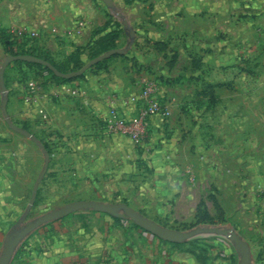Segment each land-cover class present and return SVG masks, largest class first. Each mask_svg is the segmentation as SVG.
<instances>
[{"label": "crops", "instance_id": "0c3cea01", "mask_svg": "<svg viewBox=\"0 0 264 264\" xmlns=\"http://www.w3.org/2000/svg\"><path fill=\"white\" fill-rule=\"evenodd\" d=\"M113 4L116 16L120 14L134 31L125 55L111 58L103 67H93L89 76L76 78L74 83L81 86L76 88L80 92L75 99L67 98L69 84L57 83L51 77L50 99L29 91L26 84L8 86L5 82L6 110L14 124L31 132L38 141H59L51 149L44 146L48 164L37 193L41 187L64 189L65 184L71 189V173L76 169L92 175L94 181V189L78 194L77 200H122L139 210L130 200L111 197L114 192L108 188L112 181L108 176L125 173L128 161L123 157L133 158V150L124 149L118 133H104L100 123L111 102L125 116H132L144 103L136 101L140 83L132 82L126 72H135L138 67L141 80H145L151 76L143 72H231L237 62L238 71L243 72L248 60L263 64L264 0H113ZM109 9L101 0H0V29L24 27L35 31L32 48L70 56L77 48L87 51V45L98 37L95 31L108 19ZM78 17L85 19L81 33L73 28ZM119 33L117 43L122 33L130 38L125 28ZM157 41L160 45L155 44ZM172 52L175 57L170 60L168 54ZM4 54L0 44V64ZM238 89L244 94L243 102L239 116L233 120L227 89L216 96L219 92L214 87L223 116L206 120L211 125L205 134L209 145L204 152L212 161L208 177L219 190L217 197L224 199L225 207L237 205L239 211L234 212L245 227V238L258 237V247L264 245V76L252 88L240 85ZM254 96L258 103L255 117L247 110V99ZM218 121L223 128L213 132L211 127ZM109 140L113 141L111 146ZM71 145L77 149H70ZM42 163L41 150L31 139L10 129L0 111V243L21 212ZM182 191L181 201L188 195ZM200 198L197 187L191 197L193 206ZM73 213L28 234L12 258L14 264H197L193 254L182 251L170 256L159 254L137 240L138 232H125V224L109 214L92 210Z\"/></svg>", "mask_w": 264, "mask_h": 264}, {"label": "rangeland", "instance_id": "374dc122", "mask_svg": "<svg viewBox=\"0 0 264 264\" xmlns=\"http://www.w3.org/2000/svg\"><path fill=\"white\" fill-rule=\"evenodd\" d=\"M109 11L110 13L107 14L108 19H117L114 22L121 26L119 31L122 30L124 27L121 24V18L116 16L117 11L113 8L109 9ZM16 29L18 28L8 30L11 32L12 36H14L13 31ZM119 31L116 40L120 37ZM35 36L30 37L24 35L20 36L19 39L14 36L17 42V50H27L30 48L32 46L30 45L31 39ZM132 40L130 38L127 39L125 33H122L121 41L119 43L115 41L116 48H126L127 52L131 46ZM174 47H176V45L172 46V50H174ZM157 48H160V46H157ZM126 52L120 55H125ZM93 53L94 52L89 49H87V51L83 50L81 55L77 56L78 59L76 58L73 64H68L69 55L65 56L59 53L53 55L48 54L58 65L64 66L67 71H71L86 63L92 57L91 54ZM101 53L102 52L98 54ZM4 55H6V53ZM168 55L170 60L175 57L173 52ZM81 56L84 57L81 58ZM234 65L237 66L235 69H232L231 72H175V70L172 72H143L151 76V78L149 77V79L145 80H141L142 75L140 74L142 72H138V67H136L137 70L135 72H126L130 73L129 78L132 82L138 80L140 89L149 86L151 89V98L165 105L169 110V114L167 116L154 115L147 117L143 124L144 132L137 143H133L127 136L119 134L122 137L120 144L124 143V149L131 148L133 150V158H128L127 156L123 157L125 162L128 161L127 170L125 173L119 172L116 174H109L110 176L108 177L112 179V181L109 183L108 188L114 192V196H111L112 199L117 200L123 197L125 201L130 200L139 208V210H137L139 213L162 226L178 230H190L196 227L232 229L244 239L247 244L251 243L248 244L251 249L250 264H264V245L255 247L258 241V237L254 238L255 233L252 237L254 240L245 238V227L240 223L238 217L235 215L236 212H234L238 210L237 205L234 204L232 208H229V206L225 207L223 205L224 199L217 197V195H219V190L215 188L214 183L211 182L208 177V167L212 165V163H210L212 161H210L204 152L209 145L205 134L208 131L209 125H211V123L209 124L206 120L209 116L217 117V119L223 116L222 105L219 104L221 99H217V97L215 98L214 96V101H211L209 97L200 96L205 95L201 93L206 88L207 84H219L215 87L217 92H219L216 96H219L222 91L227 89V94L231 102L230 114L234 120V118L240 114L239 107L241 101L243 102L241 95H244L239 93L238 87L240 85H246L252 88L255 84H260V77L264 76V63L262 64L261 61L256 62L254 60H248L246 64L243 65L247 67V70L243 72L238 71L240 67L239 62ZM93 66L88 68L82 76H89L93 73ZM141 66H143L142 69L145 68L147 70L145 64H141ZM181 73L185 74V76H181ZM193 73L194 75H192ZM50 77L51 74L42 67L25 65L24 63H10L5 69L4 79L8 86H13L15 83L23 84V86L26 84L29 91H37V96L45 95L50 99L52 97V93L48 88L51 84ZM54 80L57 83L69 84L66 91L67 98L69 99L71 97L75 99L74 97L76 94H71V90L81 86L80 84L74 83L76 78L70 81ZM211 81L213 83H210ZM251 93L253 92L251 91L249 95ZM136 99H138L136 101H144L137 97ZM247 102L249 114L255 117L256 113L254 108L257 107L258 104L255 96L251 99H247ZM107 112L108 110H105L102 119H100L102 129L105 131L104 133L114 132L107 126L105 121ZM118 112L125 116L124 112L119 108ZM199 117L200 122H198ZM218 122L219 124H217ZM218 122L211 127L213 132L221 131V128H223V126H221L222 121ZM234 129L235 126H232L233 136H235ZM39 142L43 146L46 145L48 149H51L52 145L56 147L59 141L49 142L45 140ZM108 143H110L111 146L113 141L109 140ZM35 146L39 148L37 144H35ZM68 147H70V149L76 148L74 145ZM42 164L40 171L42 169ZM212 172L213 171H211V173ZM219 174L221 175V173ZM211 177L213 178V176ZM71 180V189H68L67 184H65L64 189L41 187L40 191L36 193L34 203L23 222L32 220L65 203L77 200L76 196L78 194L82 196L81 193H83V191L89 192L94 189L92 175L87 176L82 171L77 172L76 169H74L73 173H71ZM125 187L128 188L126 189ZM197 187L201 193L199 201H203L206 210L210 211L208 212L213 219L211 222H198L195 220L196 206L199 201L193 206L191 197L193 192L195 193L197 190ZM116 188H119L118 191H115ZM182 190H184V193L188 192V195H186L187 198H183V201H181ZM119 192L122 194H119ZM29 197L30 194L22 205L21 212L12 220L6 233L16 227V222L22 216ZM216 206H218L219 209ZM85 212H89V210H78L73 214ZM231 212L234 214H230ZM119 223L125 224V232H130V234H132L131 232L133 231L138 232L137 240L142 244L152 246L153 250L158 251L159 254H167V256H170L175 251H182L185 254H193L197 260V264H239V255L237 251L233 244L223 236H198L180 243H172L152 235L150 232L134 224L128 218H124V221H119ZM1 246L2 243H0V251ZM155 246L158 248H155ZM162 246L168 247L164 249ZM161 250H163L164 253H162ZM16 255L17 252H15L13 258ZM13 260L14 259L11 260L10 264H14Z\"/></svg>", "mask_w": 264, "mask_h": 264}, {"label": "water", "instance_id": "95a60500", "mask_svg": "<svg viewBox=\"0 0 264 264\" xmlns=\"http://www.w3.org/2000/svg\"><path fill=\"white\" fill-rule=\"evenodd\" d=\"M108 8L112 9L114 7L113 0H101ZM118 17H121L120 14H117ZM122 26L128 30L130 39L134 37V31L129 27L125 20H121ZM129 46V44H128ZM126 52V48H111L101 54H98L90 58L86 63H84L80 68L61 72L48 60L35 56L33 54H6L0 64V111L3 117V120L7 126L14 130L15 132L31 139L35 144H37L43 154V165L42 169L32 185L30 192V197L27 203V206L22 214V216L16 222V227L8 232L2 242L1 251H0V264H10L18 246L22 240L35 230L40 225L59 219L67 214L78 210H92L96 212H102L109 214L116 218H128L134 224L144 229L147 232H150L152 235L157 236L158 238L172 242L180 243L185 240L198 237V236H207V235H216L223 236L227 238L234 246L235 250L239 255V264H250V248L247 242L242 239L234 230L228 228H219V227H196L190 230H178L162 226L152 219L142 215L137 210L130 207L125 202H108L101 200H74L68 203L63 204L62 206L47 211L36 218L23 222L24 218L27 216L31 206L34 203L37 187L45 174L48 164V153L45 147L32 135L28 130L17 126L14 124L9 117L6 104H7V87L4 81V71L6 67L14 61H23V62H32L43 66L48 69L52 74L57 77L70 79L79 77L83 74L88 68L97 64L98 62L105 60L115 54H123Z\"/></svg>", "mask_w": 264, "mask_h": 264}, {"label": "trees", "instance_id": "16d2710c", "mask_svg": "<svg viewBox=\"0 0 264 264\" xmlns=\"http://www.w3.org/2000/svg\"><path fill=\"white\" fill-rule=\"evenodd\" d=\"M119 31V24L116 22H113L110 19H107L104 23V26L101 29H98L95 31L98 34V37H96L94 40L91 41L87 45V49L92 50L94 53L91 54L92 57L98 55V53L106 51L111 48H115L116 44V38L117 34ZM161 42L157 41L155 42L156 45H160ZM0 44L3 47L4 53L6 54H33L35 56L44 58L48 60L51 64H53L59 71L61 72H67V69L64 68V66L58 65L52 58L49 57L48 52L46 51H40V50H35V48H28L27 50L21 49L14 51V47L17 46L16 38L12 36L11 32L8 29H0ZM163 45V44H162ZM18 48V47H17ZM84 49L77 48L75 53L70 55L68 57V64H73L74 61L76 60L77 56L81 55V52ZM118 56V54H115L108 59L102 60L95 64L93 67H103L106 65L107 61H109L111 58ZM91 57V58H92ZM78 59V58H77ZM16 63H24L25 65H35L44 68L43 66L32 63V62H23V61H15ZM72 67V66H71ZM77 68V67H76ZM80 68V67H78ZM77 68V69H78ZM51 74V78L58 79L60 81H70L75 78H70V79H64L55 76L50 72L48 69L44 68ZM82 77V74L79 76ZM78 78V77H76ZM219 84H207L206 88L202 91L201 94H205L209 96V100L214 101V87L218 86ZM207 89V90H206ZM200 94V93H199ZM204 202L199 201L197 206H196V212H195V220L198 222H206V221H213L212 216L209 214V212L206 210L204 207ZM218 208V206H216ZM219 209V208H218ZM116 221H124V218H114Z\"/></svg>", "mask_w": 264, "mask_h": 264}, {"label": "built area", "instance_id": "2783aa9c", "mask_svg": "<svg viewBox=\"0 0 264 264\" xmlns=\"http://www.w3.org/2000/svg\"><path fill=\"white\" fill-rule=\"evenodd\" d=\"M84 27V19L81 17L76 18L73 23V28L75 32H81ZM13 34L14 36H16L17 39H19L20 36L24 35H28L30 37L35 36L36 32L21 27L14 30ZM13 50L16 51L17 46H15ZM79 92L80 91L76 88L71 90V94H77ZM150 95L151 89L149 86L144 87L140 90L137 98L144 100V103L137 109V112L132 116H124L119 114L117 107L114 106L113 103H110L105 119L107 126L112 131L127 136L133 143L139 142L142 133L144 132V120L147 117L154 115L167 116L169 114V110L167 109V107L165 105H162L158 101L152 99ZM133 99L135 100V98Z\"/></svg>", "mask_w": 264, "mask_h": 264}]
</instances>
